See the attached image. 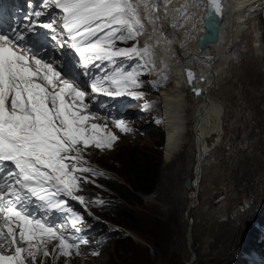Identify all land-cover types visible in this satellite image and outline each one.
I'll list each match as a JSON object with an SVG mask.
<instances>
[{
    "label": "rangeland",
    "instance_id": "1",
    "mask_svg": "<svg viewBox=\"0 0 264 264\" xmlns=\"http://www.w3.org/2000/svg\"><path fill=\"white\" fill-rule=\"evenodd\" d=\"M260 1H263L262 8H259L257 0L253 20L247 19L243 22L245 25L240 24L242 32L237 38L239 41L232 47L228 77L221 82L225 81V84L212 91V97L223 105L225 111L222 122L225 133L221 135L217 148L205 159L203 180L195 197L192 198L190 190L185 187L186 179L193 177L194 170L192 119L180 152L165 163L162 160L165 127L157 116L160 102L153 107L148 105L150 100L135 99L127 94L109 97L95 94L94 97H86V102L91 101L89 111L108 117L107 120L102 118L95 122L101 125L107 123L108 129L118 136L112 149L100 150L90 146L82 153L81 166L90 171L77 173L81 180L75 194L83 196L86 204L68 203L84 217L83 222L77 223V228L88 230L77 233L71 227L72 218L67 213L44 214L41 217L65 222L66 236H79L89 242L80 244L79 254L73 249L72 254L66 257L56 247L58 241H52L48 244L49 255L45 257L41 252L36 264H185L191 259L192 253L195 257L190 264H230L233 257L236 258L233 260L235 264H264V245L257 253L260 263L244 261L243 256L236 254L242 247V241L246 240L245 232L251 227L250 219L258 217L264 210V144L262 148L261 143V140L264 141V0ZM136 15L140 20L139 15ZM243 16L246 18L245 12ZM187 22L181 26L183 33H190L192 26L201 28L196 17H191ZM137 28L139 30V26ZM179 32H176V36ZM253 35L260 42L255 43ZM180 36L184 37L181 33ZM177 42H182L181 38ZM177 51L181 53L179 45ZM108 65L105 61L100 68H93V78L109 75ZM78 82L90 92L83 75L78 78ZM190 99L187 98L188 101ZM148 110L149 113L145 112ZM190 114L191 110L187 114L188 121ZM111 118H123L133 126V130L121 133L114 127ZM162 126L164 132L161 143L159 132ZM218 135L213 136L216 138ZM134 147L146 150L159 161L158 185L153 193L142 195L139 202L128 204L133 224L114 221L108 215L101 214L104 217L101 218L97 215L98 206L119 204L122 199L105 182L91 176L101 171L100 165L109 179L123 181L117 170L122 162L118 158L123 159L124 153ZM251 155L254 156L252 159ZM231 166L235 167V171ZM92 214L102 220L98 227V219L96 221ZM112 222L124 228L121 237H127L129 241L122 246H115V235L112 241L110 239L102 245L97 244L100 235L107 236L110 233L106 223ZM92 227L95 229L91 230ZM186 234H189V240ZM256 239L263 244L264 234H256ZM89 250L94 252L90 254ZM26 264H31V260L26 261Z\"/></svg>",
    "mask_w": 264,
    "mask_h": 264
},
{
    "label": "snow or ice",
    "instance_id": "2",
    "mask_svg": "<svg viewBox=\"0 0 264 264\" xmlns=\"http://www.w3.org/2000/svg\"><path fill=\"white\" fill-rule=\"evenodd\" d=\"M210 3L221 15L220 0ZM39 7L20 25L0 31V173L7 169V182L0 183V264H26L29 259L36 264L41 252L49 255L52 241H58L63 256H70L73 249L79 254L80 244L88 240L66 236L65 222L38 216L29 205L40 201L70 214L71 227L79 233L77 223L83 222V215L59 197L85 205V198L75 194L81 180L77 173L90 171L81 166L82 153L90 146L112 149L118 140L107 123L95 122L108 117L89 111L91 101L86 102V97L127 94L141 99L144 95L134 90L141 87L138 67L117 68L111 75L94 78L90 71L105 61L115 65L117 58L143 60L148 54L147 48L135 45L116 47L117 41L135 40L140 34L131 0H43ZM53 8L59 14L42 21ZM37 28L50 30L59 48L74 49L83 75L90 80V92L63 74L62 61L46 58L29 44L28 36ZM188 76L191 80L192 73ZM111 122L121 133L131 131L123 118Z\"/></svg>",
    "mask_w": 264,
    "mask_h": 264
},
{
    "label": "bare ground",
    "instance_id": "3",
    "mask_svg": "<svg viewBox=\"0 0 264 264\" xmlns=\"http://www.w3.org/2000/svg\"><path fill=\"white\" fill-rule=\"evenodd\" d=\"M256 1L223 0L224 10L220 23L219 41L209 45L206 50L201 52L198 49L197 42L199 36L205 31L202 21L203 0H131L135 11L141 18L139 20L140 24L137 25L140 32L138 43L142 46V49H148V54L144 59L148 58L146 60L149 63L151 73L158 74L166 70L170 72V78L162 84L157 95V100L159 99L160 102V117L165 127L164 143L162 145V160L165 163L171 161L175 154L180 152L184 135L189 131L188 125L191 119L192 144L195 154L197 153L198 143L193 134V125L195 122H199L204 156L199 160L194 157V165L196 161H199L197 167L195 166L196 168L193 165L194 170L192 173L194 182L195 169L200 174L197 193L200 182L203 180L205 159L208 154L211 155L217 148L216 146L221 141V135L225 133L222 125L225 111L223 105L212 97V91L215 88L217 89L219 85L225 84V81L221 82L228 77L227 68L229 67L232 47L239 41L237 38L242 32L240 24L243 25V22L247 19L253 20L257 5ZM8 11L10 10L4 8L2 10L3 15L10 13ZM237 12L240 13L237 14ZM244 12L246 18L243 16ZM7 15L13 16V14ZM191 17L198 19L201 28L192 26L190 33H183L181 26L189 21ZM178 30L180 32L176 36ZM180 33L184 35L183 38ZM180 38L182 42L179 43L177 40ZM253 38L255 43L260 42L256 35H253ZM177 45L180 46L181 53L177 51ZM200 57L204 59V62L201 61ZM186 67L192 68L194 73V80L190 84L185 81L184 77L183 71ZM192 87H199L201 93L191 95ZM225 90L226 85L224 92ZM185 92H187L186 96ZM189 97H191L190 101L187 100ZM190 110L191 114L188 121L187 114ZM216 134L219 135L215 138L213 135ZM261 141L263 148L264 141ZM252 157L254 156L251 155V159ZM235 167L231 166L233 171H235ZM193 181L189 188L185 186L190 190V196L192 191L196 190Z\"/></svg>",
    "mask_w": 264,
    "mask_h": 264
},
{
    "label": "trees",
    "instance_id": "4",
    "mask_svg": "<svg viewBox=\"0 0 264 264\" xmlns=\"http://www.w3.org/2000/svg\"><path fill=\"white\" fill-rule=\"evenodd\" d=\"M131 41L132 40H129L127 42ZM118 42L120 43V41ZM122 63L126 64V71L131 70L133 67H138L141 69V74L145 72V69L142 68L141 64L137 60H124L120 62V64ZM159 135L162 143V130H160ZM118 160H122L121 167L117 170L123 181L111 179L110 181L106 180L105 182L121 197L123 203L109 204L107 206L100 207L99 211L102 215H108V217L114 219V221L118 220L122 223L127 222L133 224L132 211L128 204L132 202H139L142 195H149L155 191L159 180V161L157 158L151 156L149 152H146V150L137 147L129 149L124 153L123 159L118 158ZM118 160H116V162ZM110 168L112 169L113 167ZM257 220L259 222H264V213L258 216ZM109 229L111 230L112 235L117 236L116 239H111V241L113 240L115 246H122L129 241V238L121 237V234L123 233L121 229L113 227H110ZM254 230L255 228L251 226L245 233L246 240L242 242L246 247L254 245ZM233 259L234 257L231 258V260ZM231 260L229 261L230 264H234Z\"/></svg>",
    "mask_w": 264,
    "mask_h": 264
},
{
    "label": "water",
    "instance_id": "5",
    "mask_svg": "<svg viewBox=\"0 0 264 264\" xmlns=\"http://www.w3.org/2000/svg\"><path fill=\"white\" fill-rule=\"evenodd\" d=\"M205 2V7H203V25L205 28V32L203 34H201L198 38V49L202 52L204 51L209 44H215L218 42L219 40V36H218V32H219V28H220V21H221V17L223 14V11L221 13V15H216L215 11L213 10L210 0H204ZM203 2V5H204ZM222 8L224 10V4H223V0H220ZM201 58V57H200ZM201 61H204L203 58H201ZM185 72H186V80L188 83H190L193 79H194V75L193 72L190 68H185ZM191 72L192 73V78L191 80H189V76L188 73ZM192 93L193 95H197V93H201V89L199 87L196 88H192ZM193 134L195 136V139L198 143V147H197V153L195 155V158H197V160L201 159L204 156V152L202 149V140H201V135L199 133V122H195L194 126H193ZM199 162V161H198ZM198 162L196 161L194 168L197 167ZM196 166V167H195ZM200 179V174L198 173V170L195 169L194 171V180L193 181L192 178H188L185 181V186L186 187H190L192 184V181L194 182V186L196 187V191L194 192V195L192 194L191 197H195L196 193H197V185ZM189 231V229H188ZM187 231V233H189ZM187 236V240H189V234H186ZM195 255L192 253L191 259L189 261H187L185 264H190L193 259H194Z\"/></svg>",
    "mask_w": 264,
    "mask_h": 264
}]
</instances>
